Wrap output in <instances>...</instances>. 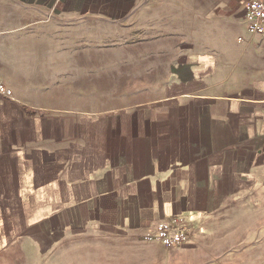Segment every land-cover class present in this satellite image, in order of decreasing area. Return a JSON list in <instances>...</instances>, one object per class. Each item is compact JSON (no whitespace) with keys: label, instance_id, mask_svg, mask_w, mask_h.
I'll return each mask as SVG.
<instances>
[{"label":"crops","instance_id":"crops-1","mask_svg":"<svg viewBox=\"0 0 264 264\" xmlns=\"http://www.w3.org/2000/svg\"><path fill=\"white\" fill-rule=\"evenodd\" d=\"M50 2L56 23L87 29L120 27L140 9L185 0ZM138 52L130 64L141 74L124 86L130 91L109 94L101 107L0 97V264L44 255L58 262L64 249L106 241L131 253L158 249L143 237L175 215L196 233L157 263L199 264L219 253L222 220L264 209V52L244 51L255 75L237 88L214 53ZM255 243L243 264H264V240Z\"/></svg>","mask_w":264,"mask_h":264},{"label":"rangeland","instance_id":"rangeland-1","mask_svg":"<svg viewBox=\"0 0 264 264\" xmlns=\"http://www.w3.org/2000/svg\"><path fill=\"white\" fill-rule=\"evenodd\" d=\"M245 1L185 0L180 8L140 9L131 23L120 27L95 25L83 29L56 23L50 0H0V80L16 99L47 103L58 99L62 105L81 107L87 102L101 107L109 104V94L130 91L124 86L130 77L141 74L135 63L133 69L130 64L131 59L138 58L139 49L185 47L218 55L237 88L244 77L255 75L253 66L248 71L244 51L264 52V37H245ZM130 29L134 32L120 37ZM239 37L245 41L238 42ZM150 90L148 96H155L157 89ZM244 211L236 210L227 217L228 222H220L222 231L215 237L219 253L204 254L199 264L223 263L228 258L243 264L251 250L248 245L264 240V209ZM202 237L198 235L197 239ZM156 244L158 249L153 246L131 253L106 241L100 247L76 246L72 252L64 249L55 257L58 262L48 255L41 263L28 257L33 260L28 264H158L164 250H179ZM255 250L258 255L259 249Z\"/></svg>","mask_w":264,"mask_h":264},{"label":"built area","instance_id":"built-area-1","mask_svg":"<svg viewBox=\"0 0 264 264\" xmlns=\"http://www.w3.org/2000/svg\"><path fill=\"white\" fill-rule=\"evenodd\" d=\"M242 21L245 36L264 37V0H246L243 4ZM238 42L245 38L239 37ZM0 97L14 101V95L0 80ZM192 221L186 216H172L167 222L159 224L155 230L147 232L143 241L147 244L159 243L169 249H180L191 243Z\"/></svg>","mask_w":264,"mask_h":264}]
</instances>
